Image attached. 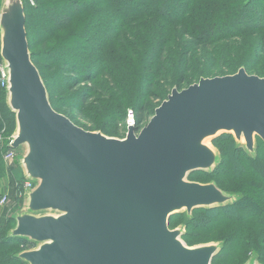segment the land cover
Masks as SVG:
<instances>
[{
	"label": "water",
	"instance_id": "95a60500",
	"mask_svg": "<svg viewBox=\"0 0 264 264\" xmlns=\"http://www.w3.org/2000/svg\"><path fill=\"white\" fill-rule=\"evenodd\" d=\"M0 57L6 105L16 126L11 149L34 184L8 233L34 246L25 264H212L221 243L187 246L174 214L191 218L237 199L213 182L190 181L220 162L207 144L222 134L250 156L264 143V78L244 67L223 77L173 88L139 134L124 138L83 130L50 105L31 61L22 0H1ZM245 264H260L250 259Z\"/></svg>",
	"mask_w": 264,
	"mask_h": 264
},
{
	"label": "trees",
	"instance_id": "16d2710c",
	"mask_svg": "<svg viewBox=\"0 0 264 264\" xmlns=\"http://www.w3.org/2000/svg\"><path fill=\"white\" fill-rule=\"evenodd\" d=\"M22 4L31 61L44 81L54 110L44 67L51 74L57 67L59 73L74 77L78 76L76 68L81 67L79 85L92 84L91 92L83 95V110L91 108L93 102L104 110L99 120L117 127L125 119L128 105H132L136 112V131L166 100L171 86L178 87L179 91L185 89L187 71L199 69L196 61L202 62V70L193 74L198 76L197 80L207 76L204 70L213 74L217 70L228 72L229 68V73L220 74L227 76L243 66L249 75L264 76L251 70L262 67L260 63L264 60V0H22ZM63 5L66 10L58 12ZM119 5L122 8L118 10ZM27 10L35 19L33 30L46 33L35 41L33 52ZM98 14H103L99 16L101 19L112 16L116 34L105 37L92 31L91 23ZM146 17L157 19L162 26L157 25L160 35L154 43L144 32L135 33L141 31ZM133 25L134 31L129 32L128 28ZM247 34L248 48L244 49L238 43L240 40H236ZM250 39L254 43L249 46ZM141 43L156 45L146 65H142L141 55L147 48ZM63 54L69 56L60 58ZM244 54L246 57L241 61ZM103 71L106 80L97 84ZM93 96L96 99L90 102ZM5 97V89L0 88V128H8L14 115L5 106ZM150 100L158 101L157 105ZM83 114L79 115L87 117ZM256 143L255 156H250L231 134L212 140L211 144L219 152V164L212 172H193L188 179L201 184L213 182L226 193L230 191L223 183L234 185L232 193L239 197L230 205L196 209L191 218L179 213L169 220V229L178 225L185 227L182 240L189 247L194 241L221 242L222 248L212 264H245L251 252L264 264V143L258 139ZM6 150L9 149L5 141L3 146L0 144V177ZM13 164V178L24 182L16 159ZM11 224L14 223L9 221L8 226ZM8 231L7 225L0 227V264H25L17 253L31 249L34 243L11 238L7 236Z\"/></svg>",
	"mask_w": 264,
	"mask_h": 264
},
{
	"label": "rangeland",
	"instance_id": "374dc122",
	"mask_svg": "<svg viewBox=\"0 0 264 264\" xmlns=\"http://www.w3.org/2000/svg\"><path fill=\"white\" fill-rule=\"evenodd\" d=\"M173 1L177 2V0H173ZM0 4H1V0H0ZM0 8H1V5H0ZM66 8L67 7L65 5H63L62 8L59 7L57 11L60 12L62 10H66ZM120 8H122V5H119L118 10ZM112 13H113V11H112ZM102 15L103 14H100V15L98 14V16L96 18H94V20L92 21V23H91L92 31L94 33H97V32L102 33L103 36H105V37L111 36L112 34H116L117 28L114 26L113 22L111 21L112 16L109 14L104 19L99 18V16L102 17ZM26 17L29 20L31 19L30 24L28 26V28H29L28 33H30L29 34L30 46H31V49L33 52V50H35L34 49L35 48V41L40 39V37L45 36L46 33H42V32L40 33L39 32V34H38L33 30L34 24H35V22H34L35 19L31 15V12L29 10L26 11ZM142 21L144 22L143 28H141L140 32L137 31L135 33H139L140 35L145 33V35L150 39V41L153 39V43H154L155 40H157L159 38V35H160V30H158L157 25L159 24L161 26V23L157 19H154V18L150 19L148 17L144 18ZM134 27H135L134 25L130 26V28H128L129 32H131V30L134 31L133 30ZM138 28H140V27H138ZM169 28H176V27H169ZM238 40H240V41H238ZM236 41H238V43L241 44L244 49H246V48H248L247 46H248L249 36H248V34L243 35L242 39H237ZM250 42H249L250 43L249 46L252 43H254L252 39H250ZM141 44H144V46L147 48L145 53H143L141 55L144 57L142 65H146V63L149 61L147 58L150 57L152 55V53L155 51L156 45H154V44L148 45L145 43H141ZM68 56H69L68 54H63V56H61L60 58H64V57H68ZM245 57H246L245 54L242 55L240 60L243 61L245 59ZM1 62H2V60L0 57V65H2ZM141 63H142V60H140V64ZM201 63L202 62H198V61L195 62V64L199 68L198 71H195V70L194 71L191 70L190 72L187 71V73H186L187 77L185 79L186 83L183 87L187 88L186 86L189 83H191V85L198 83L200 78H209L207 76L223 77L224 75H220V74H225V73L230 72L229 68H228V72L223 71V70L220 72V70H217L213 74L211 72H208V70H204L206 72L205 74L207 76H205V75L200 76L199 80H197L198 76H193V74H194V72L196 73V72H199L202 70ZM260 65H262V67H259V68L257 67V69H251L252 73H256V74L258 73L259 75H264V60L262 61V63H260ZM243 67H241V68H243ZM43 69L45 71L44 75L46 76V78H48L47 82L49 84L50 90H52L51 100H52V104L55 107V110H54L55 112H58V113L64 115L68 119H72V122L75 125H77L78 127L82 128L83 130H87V131H91V132L103 131L104 133H106L105 135H107L109 137L111 136L113 138L114 137H116V138H124L125 137V135L127 134L125 131V126H124L126 117L123 121H120L118 123L117 127L115 125L113 126V125L103 124V120L102 119L99 120V118H101V113L104 112V110L102 108L98 109L97 108L98 106L92 102L93 100L96 99V97L93 96L91 98L92 99L90 101V102H92L91 103L92 105L90 106L91 108H89V109L87 108V109L83 110V107H82L83 95L86 92H88V93L91 92L90 86H92V84L90 82H84V84L79 85L78 78L80 76L79 73L81 72V69H82L81 67L76 68L77 74H78L77 77H74L73 75H70L67 73H59V71H58L59 68H57V67H55V70H53V74L47 72L45 70L46 67H44ZM117 72L119 73L120 70L118 69ZM228 75H231V74H228ZM251 75H253V74H251ZM259 77L264 78V76H259ZM105 80H106V75L104 74V71H103V73L100 74V76L98 77V80L96 82H97V84H102ZM159 84L163 86V82H159ZM173 88L178 89V87H176V86H171V90ZM69 90H72V91L69 92ZM6 98H7V96L5 97V100H4L5 106H7L6 105ZM149 102L151 104H153L154 106H156L158 103V101H154V100L153 101L150 100ZM7 108L9 109L8 106H7ZM128 109L133 110L134 114L136 115L135 108L132 105H128V107L126 108V113H127ZM83 113H85V114H83ZM97 113H99V114H97ZM79 114H83L84 116L86 115L87 117H82ZM11 115H13V114H11ZM150 118H151V116H149V118H147L145 120L144 124L142 125V128H143V126H145L149 122ZM122 119H123V117H122ZM92 120L94 122H92ZM15 126H16V120H15V117L13 115V119H12V121H10L8 128H3V127L0 128V144L2 146L5 144V141L7 143H9V140H11L13 138ZM135 127H136V124H135ZM134 130H135V128H134ZM137 131H138V129H137ZM207 144H209L211 147H213V144H211V141H208ZM7 152L3 153V156ZM16 153H17V158L20 157V155L23 153V149L16 150ZM3 156H2V161L4 164V172H3V175L0 177V227L7 225V229L9 230L7 232V236H8V233L15 227V221L13 219L15 214L19 213L20 211H22L24 209L23 197L21 195H19V192H17V188L20 189L23 182L17 181L15 178H13L14 165L8 161H5ZM190 181H192V180H190ZM223 186H225L227 189H229V191H230L229 193L233 194L232 192H235L234 191V189H235L234 185L230 186L229 184L223 183ZM3 198H6V200H5V202L1 203V200ZM9 221H12L14 223L13 225L11 224L10 227L8 226ZM179 226H182L184 228V231H185V227L183 225H178L176 227H179ZM171 230H173V229H171ZM218 242H207V243H218ZM198 243L199 242L194 241L191 246L206 244L205 242L199 243V244ZM219 243H221V242H219ZM27 250L24 249L17 254H20L21 252L27 251ZM253 258L258 260L256 258L255 253H253V252L249 253L247 259L250 260Z\"/></svg>",
	"mask_w": 264,
	"mask_h": 264
},
{
	"label": "built area",
	"instance_id": "2783aa9c",
	"mask_svg": "<svg viewBox=\"0 0 264 264\" xmlns=\"http://www.w3.org/2000/svg\"><path fill=\"white\" fill-rule=\"evenodd\" d=\"M2 63V62H1ZM7 75H6V72H5V66H4V63H2V65H0V88H6L7 86ZM125 131L127 133V130L131 127L135 128V124H136V117H135V114H134V111L131 110V109H128L127 113L125 114ZM137 133L136 134H139V130L136 131ZM12 140H9V143H8V146L12 143ZM8 152L3 156L4 160L5 161H8L10 162L11 164H13L14 160L16 159L17 160V153H16V150L14 149H11V148H8ZM14 165V164H13ZM34 187V184L31 183L30 181L28 182L27 180H24L21 188L17 189V192H19V195H21L23 198L25 196V194L27 193V191H29L30 189H32ZM6 198H3L1 200V203L5 202Z\"/></svg>",
	"mask_w": 264,
	"mask_h": 264
}]
</instances>
